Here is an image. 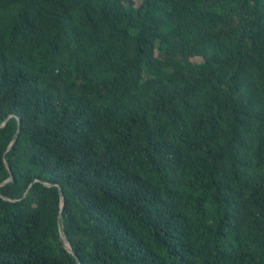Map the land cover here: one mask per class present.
Instances as JSON below:
<instances>
[{
    "label": "trees",
    "instance_id": "obj_1",
    "mask_svg": "<svg viewBox=\"0 0 264 264\" xmlns=\"http://www.w3.org/2000/svg\"><path fill=\"white\" fill-rule=\"evenodd\" d=\"M0 264H264V0H0Z\"/></svg>",
    "mask_w": 264,
    "mask_h": 264
},
{
    "label": "water",
    "instance_id": "obj_2",
    "mask_svg": "<svg viewBox=\"0 0 264 264\" xmlns=\"http://www.w3.org/2000/svg\"><path fill=\"white\" fill-rule=\"evenodd\" d=\"M1 125H2V124H1ZM8 180H10V178H8L6 181H8ZM6 181H4L3 183H5ZM64 246H65V248H66L67 251H70V249L68 248L67 245H64Z\"/></svg>",
    "mask_w": 264,
    "mask_h": 264
},
{
    "label": "rangeland",
    "instance_id": "obj_3",
    "mask_svg": "<svg viewBox=\"0 0 264 264\" xmlns=\"http://www.w3.org/2000/svg\"><path fill=\"white\" fill-rule=\"evenodd\" d=\"M137 2H140L141 0H136Z\"/></svg>",
    "mask_w": 264,
    "mask_h": 264
}]
</instances>
